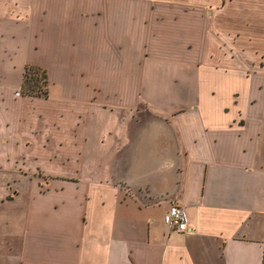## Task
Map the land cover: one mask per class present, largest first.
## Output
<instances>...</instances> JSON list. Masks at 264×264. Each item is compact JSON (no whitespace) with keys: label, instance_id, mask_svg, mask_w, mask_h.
I'll list each match as a JSON object with an SVG mask.
<instances>
[{"label":"crops","instance_id":"1","mask_svg":"<svg viewBox=\"0 0 264 264\" xmlns=\"http://www.w3.org/2000/svg\"><path fill=\"white\" fill-rule=\"evenodd\" d=\"M0 264H264V0H0Z\"/></svg>","mask_w":264,"mask_h":264},{"label":"trees","instance_id":"2","mask_svg":"<svg viewBox=\"0 0 264 264\" xmlns=\"http://www.w3.org/2000/svg\"><path fill=\"white\" fill-rule=\"evenodd\" d=\"M30 72H32L31 75ZM20 94L29 96L47 95V77L43 68L31 64L24 66Z\"/></svg>","mask_w":264,"mask_h":264},{"label":"built area","instance_id":"3","mask_svg":"<svg viewBox=\"0 0 264 264\" xmlns=\"http://www.w3.org/2000/svg\"><path fill=\"white\" fill-rule=\"evenodd\" d=\"M162 218L171 230L183 231L187 228L186 212L181 205L172 203Z\"/></svg>","mask_w":264,"mask_h":264},{"label":"rangeland","instance_id":"4","mask_svg":"<svg viewBox=\"0 0 264 264\" xmlns=\"http://www.w3.org/2000/svg\"><path fill=\"white\" fill-rule=\"evenodd\" d=\"M28 64V63H27ZM26 64V65H27ZM29 64H31V63H29ZM31 65H34V66H39L40 68H43L44 70H45V68L44 67H42V66H40V65H38V64H31ZM45 73H46V77H47V72H46V70H45ZM32 74V72H30V75ZM8 163L9 162H3V164H1L2 165V167H4V172H6V170H5V166H7L8 165ZM4 165V166H3ZM16 172H18V170H14V168L13 167H11V168H9V170H8V178L10 177L11 179H9V180H15V179H17L18 178V174L16 173ZM36 172H39V171H35V173ZM40 173V172H39Z\"/></svg>","mask_w":264,"mask_h":264}]
</instances>
